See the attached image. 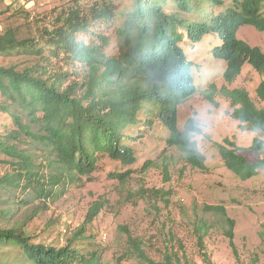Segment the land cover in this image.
Wrapping results in <instances>:
<instances>
[{
	"label": "trees",
	"instance_id": "16d2710c",
	"mask_svg": "<svg viewBox=\"0 0 264 264\" xmlns=\"http://www.w3.org/2000/svg\"><path fill=\"white\" fill-rule=\"evenodd\" d=\"M198 2L136 0L133 9L126 13L123 25L117 29L119 51L114 55H108L102 47L109 44L107 36L97 34L102 40L100 45L79 38V34L89 32L92 25L115 18L113 7L106 2L96 3L91 8V17L79 8L62 11L52 26L37 29L35 35L29 37H20L14 28L0 34V55L35 54L44 60L48 49L58 58L75 60L81 65L74 72L82 76L81 79H71L70 72L55 71L52 66L50 70L41 59L25 65L0 64V91L6 99L0 109L10 113L16 124L6 137L20 142L28 139L53 152L54 158L46 164L52 169L48 176L51 185L63 183L65 178L70 181L83 176L90 178L97 170L99 153H107L124 165L136 163V152L123 142L127 135L122 134V129L137 123L140 115L143 118L145 115L144 123L151 129L154 122L160 120L168 131L169 146H178L192 166L206 168V157L194 139L196 134L202 133L200 123L196 117L188 118L183 128L178 123L179 105L198 91L192 73L194 62L188 59L182 46L184 36L179 27L185 29L194 44L209 33L222 40L213 54L226 62L223 78L227 83L237 79L246 63L264 76V50L237 35L245 25L264 31V0H231V7L212 12L202 20L191 19L188 13ZM225 2L228 0L209 1L214 5L212 9ZM220 90L231 101L232 117L242 127L261 134L253 139L249 149L264 152V107H259L244 88L224 85ZM256 92L264 102V79ZM210 100L214 98L210 96ZM7 102H10L9 107ZM12 102L18 103V112L13 111ZM6 137H0V150L13 158L8 163L14 170L0 177V189L22 186L45 196L50 190L42 180L45 176L35 170L37 164L32 154ZM216 145L224 164L242 179L264 170V158L249 161L242 152L244 148L229 137ZM153 163L146 162L143 170ZM132 173L133 170L128 169L113 172L111 176L120 183H127ZM164 193L163 189L141 188L137 193H129L127 199L158 197ZM104 206L102 200L94 201L84 224L93 222ZM203 211L216 216V221L227 223L224 233L232 242L235 220L228 216L226 208L220 204H205ZM213 226L208 218L194 221V232L207 264H215L204 242ZM83 234L84 226L77 230L75 238ZM31 239L24 227L0 228V244L20 247L30 264H102L98 250L82 252L74 240L58 247ZM262 239L264 242V230ZM128 245L129 252L146 264H190L177 252L167 250L162 260H154L146 252L144 241L130 232ZM180 248L184 250L181 243Z\"/></svg>",
	"mask_w": 264,
	"mask_h": 264
},
{
	"label": "rangeland",
	"instance_id": "374dc122",
	"mask_svg": "<svg viewBox=\"0 0 264 264\" xmlns=\"http://www.w3.org/2000/svg\"><path fill=\"white\" fill-rule=\"evenodd\" d=\"M135 1L0 0V34L14 28L20 37H29L35 35L37 29L52 26L62 11L79 8L91 17V8L96 3L106 2L113 7L115 18L101 20L92 25L89 32L79 34V38L100 45L102 40L97 34L107 36L109 44H102V47L108 55H114L119 51L117 29L123 25L126 13L133 9ZM209 1L199 0L188 16L202 20L212 12L231 7V0H228L214 10L211 8L214 5ZM179 30L184 36L182 46L187 57L194 62L192 73L198 91L179 105L178 123L183 128L190 117H196L200 123L202 133L196 134L194 139L206 157V168L192 166L178 146H169L168 131L160 120H156L151 129L144 123L145 115L144 118L140 115L137 123L122 129V134L127 135L123 142L136 152V163L124 165L107 153H99L97 170L90 178L83 176L76 181L65 178L63 183L51 185L48 176L52 169L46 164L54 158L53 152L28 139L20 142L6 137L16 128V124L10 113L0 109V137H6L32 154L37 164L35 170L45 176L42 180L50 190L42 196L22 186L0 189V228L24 227L33 242L50 246L59 247L74 240L82 252L98 250L102 264H146L129 252L130 232L144 241L146 252L154 260H162L167 250L177 252L190 264H207L194 232V221L203 217L214 223L204 242L215 264H264V170L251 178L242 179L224 164L216 145L229 137L244 148L242 152L249 161L264 158V152L249 149L253 139L261 135L260 132L242 127L232 117L231 101L220 90L224 85L244 88L259 107H264L256 92L264 76L246 63L237 79L227 83L223 78L226 62L213 54V49L222 40L209 33L194 44L183 27H179ZM237 35L264 50V31L245 25ZM39 59L50 70L52 66V70L70 72L71 79L82 77L74 73L81 67L78 62L58 58L48 49L44 60L35 54L0 55V64L25 65ZM210 96L214 101L210 100ZM5 102L0 91V104ZM7 104L9 107L10 102ZM12 104L13 111L18 112V103ZM9 159L13 158L0 150V177L14 170L13 165L8 163ZM148 161L154 163L144 171L143 167ZM128 169H132L133 173L127 183H120L111 176L113 172ZM141 188L163 189L165 193L158 197L148 195L138 199L134 196L131 201L127 199L130 198L129 193H137ZM96 200H102L105 206L93 222L84 224L87 212ZM205 204L224 206L228 216L235 220L234 245L224 233L227 223L224 220L216 221V216L204 212ZM82 226L84 234L76 239L75 233ZM180 243L184 250H181ZM0 259L2 264H30L20 247L15 245L0 244Z\"/></svg>",
	"mask_w": 264,
	"mask_h": 264
}]
</instances>
